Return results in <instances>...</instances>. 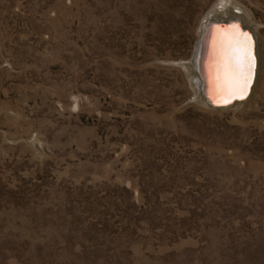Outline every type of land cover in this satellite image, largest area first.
Returning a JSON list of instances; mask_svg holds the SVG:
<instances>
[{"label": "rangeland", "instance_id": "1", "mask_svg": "<svg viewBox=\"0 0 264 264\" xmlns=\"http://www.w3.org/2000/svg\"><path fill=\"white\" fill-rule=\"evenodd\" d=\"M219 1L0 0V264H264V0H231L257 75L215 109Z\"/></svg>", "mask_w": 264, "mask_h": 264}, {"label": "bare ground", "instance_id": "2", "mask_svg": "<svg viewBox=\"0 0 264 264\" xmlns=\"http://www.w3.org/2000/svg\"><path fill=\"white\" fill-rule=\"evenodd\" d=\"M241 14L242 13L240 9L234 6L231 0H220L219 3L215 7H213L206 15L204 22L201 25V30L199 31L200 32L199 39L205 37V34L209 29V26L213 23H228L232 21H238L245 30H249L250 32H252L251 31L252 29H248L249 26L244 24V22L242 21ZM230 39L231 38L229 36L224 42L223 41L219 42L218 39L211 38V40L208 42L209 54L207 55L203 64V70L205 73L204 76L203 74L202 76L207 84V90H206L207 95L210 98V100L213 102L219 103L223 101L226 104L232 101L235 97H237L238 99H243L246 96V94L249 92L246 99L240 102H234L232 104L235 105L247 100L251 95L252 88L254 86V82L257 75L256 73H257L258 61H257V49L255 48V74H254L252 87L249 88L248 85L247 91L243 96L229 95L227 72H228V58L231 53ZM212 53L213 55L211 57ZM201 55H202V51L200 52L199 56L201 57ZM200 57L194 63H191L193 65V68L197 72L194 76H192L193 81L192 80L191 81L195 87V92L196 94H198V97L203 102L206 103L205 98L201 91V85H202L201 72L200 70L198 72V67L199 69H201Z\"/></svg>", "mask_w": 264, "mask_h": 264}, {"label": "water", "instance_id": "3", "mask_svg": "<svg viewBox=\"0 0 264 264\" xmlns=\"http://www.w3.org/2000/svg\"><path fill=\"white\" fill-rule=\"evenodd\" d=\"M234 33H246L248 35V37L251 38V52H252V56L254 59V66L252 69V76H251V82L249 84V88L252 87L253 84V79H254V74H255V48H256V43H255V37L253 35L252 32H250L249 30H245L241 24L238 21H232V22H228V23H213L209 26V29L207 30L205 37H202L200 39H198L197 43L195 44V48H194V52L192 54L191 57V63H194L197 59H199V54L202 51V55H201V66L199 69L198 67V72L200 70L201 72V76L203 74L204 76V70H203V64L204 61L207 57V55L209 54V50H208V42L211 40V38H216L218 39L219 42H224L229 36L230 38H232ZM205 38V39H204ZM204 40V41H203ZM213 53L211 54L212 57ZM202 76V85H201V91L202 94L205 98L206 101V105L211 107V108H215V109H221V108H225L228 106H231L234 102H240L244 99L247 98L249 92L246 94V96L243 99H238L237 97H235L232 101L228 102V103H224L223 101L217 103V102H213L210 100V98L207 95V84L205 82V80L203 79ZM224 100V99H223Z\"/></svg>", "mask_w": 264, "mask_h": 264}, {"label": "snow or ice", "instance_id": "4", "mask_svg": "<svg viewBox=\"0 0 264 264\" xmlns=\"http://www.w3.org/2000/svg\"><path fill=\"white\" fill-rule=\"evenodd\" d=\"M231 53L228 58V93L243 96L251 82L254 59L251 38L246 33H234L230 39Z\"/></svg>", "mask_w": 264, "mask_h": 264}]
</instances>
